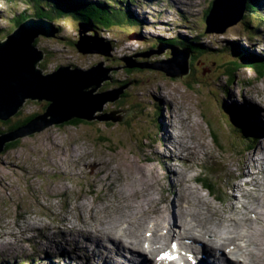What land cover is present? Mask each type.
<instances>
[{
	"label": "rangeland",
	"instance_id": "1",
	"mask_svg": "<svg viewBox=\"0 0 264 264\" xmlns=\"http://www.w3.org/2000/svg\"><path fill=\"white\" fill-rule=\"evenodd\" d=\"M96 1L105 2V0ZM114 1L121 2L122 5L119 7L122 9L128 7L129 15L134 13L142 21V25L125 24L110 33H102L107 41L105 43L110 41V44L112 43L111 57L80 53L76 45L79 41V28L82 27L78 26L79 22L71 17L60 21L59 25L55 24L60 29L58 34L60 39H47L43 36L37 38L36 47L45 53L42 64L38 67L45 74L52 73L62 66L88 70L102 63L106 68H118L120 64L124 65L122 59L127 57L130 60L126 64L133 66L135 63L138 69L120 68L113 71L110 73L112 81L104 83L98 91L101 93L119 87L126 91V97L104 105V113L113 118L110 121L95 120L81 125L71 122L53 126L42 134L15 139L16 146L8 148L0 155V245H7L0 248L5 250L9 248L14 252L12 247L16 246L19 250L17 259L1 261L0 264H87L83 260L84 257L79 261H73L83 255L74 234L80 236L81 232L96 231L99 226L96 225L97 221L91 219L84 222L80 215L88 217V213L92 212L91 209L95 211L93 214L98 210L104 212V208L113 210L116 200L130 202H124L112 217L114 222L121 223L118 224L119 227L122 224H130L128 219L132 214L136 222H146L152 215H146L143 211H139V208L137 212L128 214L130 209L126 205L136 204V201H145L149 204L156 202L155 199L162 195L161 181L168 172L165 155L176 164L173 153L169 152L173 140L170 139L168 147L163 148L164 119L166 123H170L171 118L179 121L178 126L168 128L169 134L180 136L181 146L174 152L175 154L179 151L184 152V144L194 146L197 143L195 139L204 142L202 145L204 147H200L193 165L189 166L191 161H185L191 170L202 160L200 169H196L191 174V179H194L195 175L200 179L203 174L202 179L214 184V180L218 181L221 175L225 174L220 171H226L227 179L218 182L216 189L218 190L229 183L234 185L235 177L246 176L251 182L254 181L250 182L249 186L242 184L246 191V202L248 205L251 204L250 206L255 205L253 201L256 195L264 189V162L262 164L255 162L264 159V140H260L264 135L260 132L256 135L246 133L253 139H248L249 143L253 142L252 144L255 145L257 136L256 140L260 141L258 149L250 153L248 146H244L245 143L242 141L243 130V133L241 131L236 134L224 126L225 133H223L222 125L220 127L222 120H226L222 116L224 115L222 110H231L233 106L245 103L256 116L260 109L258 102L261 101L264 105L260 100L264 98V75L259 79V73L254 69L245 67L246 69L235 72L233 85L225 83L228 78L225 77V72L231 67L225 63L234 59L229 43L237 41L245 47L249 45L250 52H261L264 49V42L259 39L260 36H264V31L259 28L260 23L264 22V7L261 1L252 2L247 6V13L242 20L222 34L228 36L209 34L201 40H196L203 48L209 47L211 52L209 50L207 53L187 52L186 57L192 60L193 68L196 69L197 77L200 79L199 86L193 81L194 77L187 80L190 76H187L188 74L174 80L161 71H154L155 69H139L143 63H147L174 74L183 73L184 64L180 63L181 59L177 61L171 55V51L173 53L177 51L167 49L169 39H174L175 45L177 42H182L177 46L184 47L186 39L194 40L204 32L205 15L212 0H200L202 7L197 1L192 2L190 6L185 3L179 5L173 0H134L135 5H126L122 0ZM252 9L257 12L250 13ZM22 11L27 15L34 13L31 0H0V40H4L3 37L8 35L22 38L18 36L22 34L17 33L16 28L18 15ZM97 14L104 16V13ZM51 16L54 19L55 14ZM158 19H162V22L156 21ZM164 21L168 22L163 23ZM31 25L26 26L25 30L30 29L28 32L34 33L50 28L39 22ZM215 28H219V25H215ZM125 31H128V34H125ZM89 34L90 31L86 36L88 37ZM131 39L139 41H131ZM258 42L261 44L259 50H256ZM117 43L119 45H116ZM89 44L93 42L90 41ZM217 45L225 49L218 48ZM162 48H166L165 54L142 55L155 50L160 51ZM185 66L186 69L188 63ZM127 70L132 71L128 73ZM185 82L194 89L192 92L183 86ZM160 96L165 100L164 103L158 98ZM47 106V102L27 101L8 124L0 121V136L30 117L46 113ZM160 111L161 116L158 117ZM100 115H103V112H98L95 117ZM213 119L216 120L214 125ZM256 121L263 129L264 120L257 118ZM160 123L163 127H160ZM17 128L19 127L15 129ZM213 134H222V137L219 136L221 149H218ZM172 135L170 137L175 138ZM201 154L203 155L200 156ZM180 156L185 157L186 153ZM181 178L188 182L186 176ZM239 181L242 183V180ZM195 183L197 182L194 180L186 187L190 200L195 199L197 205L198 194H201L211 207L221 210L222 206L209 197L208 192L201 189V185ZM167 185V181L164 180L163 187ZM190 186L195 189L189 188ZM144 190L146 193L142 194ZM222 190L224 189L220 191ZM231 203H234L232 199ZM108 213L109 211L105 216ZM167 220L168 217L165 215L163 221L167 222ZM105 227L108 228L106 225ZM229 230L231 232L232 226ZM149 231L150 228H145V232ZM59 233L66 234V241L60 240ZM25 239L30 242L27 243ZM80 240L83 241L84 238ZM122 243L128 244L125 239ZM58 244L60 246L57 247ZM52 245L54 247L49 248ZM121 247L123 248L122 244ZM0 253V259L4 260L2 256L6 254ZM129 257L125 252L124 258L115 256L114 260L121 261L122 264L130 261ZM97 260L93 258L90 261L98 264L100 261Z\"/></svg>",
	"mask_w": 264,
	"mask_h": 264
},
{
	"label": "water",
	"instance_id": "2",
	"mask_svg": "<svg viewBox=\"0 0 264 264\" xmlns=\"http://www.w3.org/2000/svg\"><path fill=\"white\" fill-rule=\"evenodd\" d=\"M245 4L246 0H219L208 19L210 27L208 32L222 33L229 26L240 22L243 18L242 10L245 9ZM35 22L41 23L30 20L17 29V33L22 34L18 35L22 37L21 39L10 36L6 42L0 43V121H9L28 100L39 103L47 102L49 106L46 113L37 116L29 124L0 136V155L5 150L4 145L10 141L38 134L50 126H60L74 120L110 121L113 118L104 113V107L108 103H115L125 92L124 88H120L98 93L105 82L112 81L110 73L119 70L118 68H105L102 63L88 70L62 66L58 72L43 75L38 65L44 59V52L35 47L34 43L40 36L56 37L54 32L58 31L54 30L47 21L44 24L49 26V29L34 33L28 32L30 29L25 30L26 26H32L31 24ZM215 23L222 25V28L214 30ZM87 31L86 26L82 27L81 38L76 45L78 51L83 55L101 54L110 57V44H104L98 37H87ZM90 41L93 44H89ZM179 57L181 64H184V71L181 74H174L147 64L141 65V69L159 70L173 79L183 77L189 73V65L185 69L188 61L184 55H179ZM124 61L129 60L124 59ZM135 67L137 68L135 63L133 66L128 64L125 66L128 69ZM98 112H103V115L95 117ZM215 143L218 147V142L215 141ZM201 186L204 191V186ZM199 198L201 202L205 201L200 194ZM127 208L130 209L131 206Z\"/></svg>",
	"mask_w": 264,
	"mask_h": 264
},
{
	"label": "bare ground",
	"instance_id": "3",
	"mask_svg": "<svg viewBox=\"0 0 264 264\" xmlns=\"http://www.w3.org/2000/svg\"><path fill=\"white\" fill-rule=\"evenodd\" d=\"M175 2H177L179 5H185L183 2L179 1V0H173ZM191 1V0H189ZM195 2V1H194ZM193 2V3H194ZM189 7V6H188ZM190 8V7H189ZM164 10V9H163ZM235 12V11H234ZM64 13V12H63ZM162 15V14H161ZM168 16V15H166ZM170 17V16H169ZM80 22V21H79ZM162 22V21H161ZM168 21H164L163 23H167ZM3 26V25H2ZM261 31H264V27L261 28ZM60 68V67H59ZM58 69H56L54 72H58ZM189 69V66H188ZM51 74V73H50ZM225 77H228L227 75ZM228 79V78H227ZM106 83V82H105ZM104 92V91H103ZM100 93V92H99ZM231 95V94H229ZM97 97V95H95ZM221 96V95H220ZM254 96V95H253ZM123 97V95L120 96V98L118 100H120ZM160 99V101H162V103H164V99L160 96L158 97ZM157 98V99H158ZM253 98V97H252ZM117 100V101H118ZM244 101V100H243ZM27 103V102H26ZM25 103V104H26ZM141 103V102H140ZM236 107H242V108H250V106L248 104L245 103H239V105L237 106H233L232 108H236ZM105 108V107H104ZM251 109V108H250ZM264 109V108H263ZM158 110H160L158 108ZM256 116L259 117V112L256 113ZM186 120V119H185ZM75 121V120H74ZM83 121V120H82ZM84 122H95V121H84ZM71 123V122H70ZM164 130H165V138H164V145L163 148H165L166 146L168 147V143L170 144L169 141L171 140H179L178 136L169 134V130L167 127V124L165 122L164 119ZM168 123V122H167ZM74 124V123H71ZM169 124V123H168ZM64 125V124H63ZM61 126V125H60ZM259 126V125H258ZM53 126H50L44 130H41L40 133L42 134L43 132H45L46 130L52 128ZM182 131V130H181ZM187 134V133H186ZM170 135L175 136V138L170 137ZM262 135H264V132H262ZM187 136V135H186ZM28 137V136H27ZM258 137V136H257ZM184 138V137H183ZM171 139V140H170ZM196 140V144L194 146H189V145H185L183 147L184 152L186 153L185 156V161L189 160L191 161V164H189V166H192L196 160H197V156H198V152L199 149L202 145H204V142H198L197 139ZM13 141H10L9 144H11ZM4 143V142H2ZM8 144V145H9ZM217 145V144H216ZM219 145V144H218ZM260 144L258 143V146ZM6 146V144L4 145V147ZM181 146V142H177V149L179 150V147ZM257 146V147H258ZM204 147V146H202ZM258 149V148H257ZM177 150V151H178ZM261 150H263V148H261ZM260 150V151H261ZM170 153H172L171 149L169 150ZM180 152V151H179ZM165 155V154H164ZM166 156V160L172 164L171 162V158L167 155ZM166 161V163H167ZM257 162V164H262V162H264V159L260 160V161H255ZM57 165V164H56ZM254 165V164H253ZM164 167V166H163ZM254 167V166H253ZM65 168V167H64ZM190 169V168H189ZM192 170V169H191ZM243 173V172H242ZM173 174L178 177V180L176 182H174V186L178 187L181 186L180 183H184L187 182V180H183L181 177H184V174H180L176 171L173 172ZM264 174V171H263ZM250 176V175H249ZM256 178V177H255ZM257 179V178H256ZM248 181H250L247 178ZM255 180V179H254ZM189 182V180H188ZM251 182V181H250ZM254 182V181H253ZM251 182V183H253ZM153 183V182H152ZM249 183V185L251 184ZM149 184V183H148ZM198 184V183H195ZM261 184V183H260ZM184 185V184H183ZM257 185V184H256ZM259 186V185H258ZM142 187V186H141ZM153 188V186H151ZM189 188H194L192 186H190ZM242 189V187H240ZM195 189V188H194ZM243 190V189H242ZM263 190V189H262ZM145 191V190H144ZM116 193V192H114ZM123 193V192H122ZM146 193V192H145ZM257 196V195H256ZM123 197V196H122ZM188 197L181 195L180 196V200L183 199L182 204H181V212L182 215L185 219H190L192 222L196 223L197 227H200L201 230L198 231V235L197 237H199V239H205V241H207L208 243H211L213 246L216 244V242H214L213 240L207 238L208 235L211 234H217V232L215 230L217 229H221L224 225V218L222 216V214H220V212H216L214 214V216L212 218H210V216L213 215V213L210 214V216L208 217L207 215H195L193 213L192 210V204L195 203V199H191V202L188 204V206H184L183 204H185L186 199ZM163 199H160V203H158L157 205L156 202H154L153 204L155 206H152V204L146 203L145 201H140V202H135L136 204L130 205L131 209H133V211L130 209L128 210V214H131L132 212H137V208H139V211H143L146 215H152L150 216L147 221L142 222V223H138L133 219V214L129 217L128 222L130 224H124L122 226L123 231L119 232V225L121 223H118L117 221H113V215L114 213L116 214L118 211L119 206H121L124 202L129 200H116V203L113 204V210H109V213L106 215L108 210H105L104 212H101L98 210L97 213L93 214V211L91 209L92 212H89L88 217H85L82 215H80L81 219L86 222L87 220H94L97 221L98 224H96L97 226H99V228L96 231H85V232H81L79 233L85 240L86 245L82 244L77 238V245L79 250L82 252V254H88L91 250L92 254L87 255L86 257H84L83 255L81 257H77L75 260L73 261H79L81 260L82 257L84 261L87 262V264L89 263V261L93 258L98 259L97 261L98 264H103L105 263V261L108 264H118L115 260L114 257L115 255H120L121 253L124 254L126 249H132L134 252H144V250L147 251L148 253V257L146 256L145 258L140 255V258L144 261H146V264H153L154 263V259L156 257V255H154L155 253V248L157 244H160V239L161 240H165V236L163 233H161V230L166 229L169 225H172V217L171 214L168 212L167 209H165V207L162 205V201ZM198 201L200 204H205V202H201L200 198L198 197ZM152 203V202H151ZM192 203V204H191ZM119 204V205H118ZM253 204H255L254 206H250L248 204H245L243 206V210L240 211V215H244V212L247 211V213L251 214L254 213L257 216V219L259 220V222L261 224H263L264 226V196L263 197H256L253 201ZM128 206V205H127ZM137 206V207H136ZM121 208V207H120ZM251 209H253L252 211H250ZM256 209H259L261 211L257 212ZM234 210H239V208L234 207ZM97 211V210H96ZM212 212V211H210ZM209 212V213H210ZM51 214V213H50ZM137 215V213L135 214ZM162 215V217H161ZM168 217L167 222H164V216ZM79 217V219H80ZM107 219V220H106ZM144 219V217H143ZM113 221V222H112ZM216 222H217V227H216ZM231 226H232V230L230 232V230L228 231L230 236L228 239V241L230 242H241V234L243 233V230H241V225H246L249 228H251V226L253 225L254 221L251 219V217L249 215H247L244 219H242V217H240L239 220L237 219H232L231 221ZM101 224V225H100ZM119 224V225H118ZM105 225L108 227L106 228ZM161 225V226H160ZM209 226H215L216 229L212 230L210 229ZM85 226H89V225H85ZM92 226V225H90ZM126 226V227H125ZM83 227V226H82ZM82 227H78V229H82ZM176 227V226H175ZM145 228H150L149 233L152 234L153 238H147L144 234H145ZM187 231H195L193 228H187ZM113 234V236L111 235ZM77 236V235H76ZM252 237L255 238H259L261 244L264 245V232L259 231L257 233L254 232V235ZM251 237V238H252ZM108 239V241H107ZM125 239L128 244H124L122 243V240ZM111 242V243H108ZM149 243L150 247L149 250L148 249H143V243ZM250 242V247L248 249H245L243 254L245 256V258L248 257L249 263L251 264H264V249L260 250V249H256L253 248L252 246L255 245V242L252 239H249ZM121 244L123 245V248L121 247ZM162 244H165L164 242ZM7 246V245H5ZM60 246V244L57 245V247ZM108 246H110L111 248L115 249V255L113 256V254L109 251V249L107 248ZM54 245L51 246V248H53ZM56 248V247H55ZM89 248V249H88ZM100 249L102 250V254L100 252ZM131 250V251H132ZM212 251H214V249H211ZM242 250L241 246L239 244H235V248L234 251L232 253V255L237 256L239 254V252ZM5 251V250H4ZM98 251V252H97ZM159 250H157L158 253ZM256 252V253H253ZM5 253V252H3ZM14 252L12 251L10 254L12 255ZM1 254V253H0ZM217 253L215 252H210L209 253V257L213 258L214 256H216ZM7 255L2 256L3 259H6ZM130 256V255H129ZM229 256H231V253H229ZM98 257V258H97ZM227 258V259H226ZM223 259V262L221 261V259L219 257H217V261L218 263L221 264H231L230 260L228 259V256ZM216 259V258H215ZM151 261V263H150ZM142 262V263H143ZM228 262V263H226ZM248 261H242L241 264H247Z\"/></svg>",
	"mask_w": 264,
	"mask_h": 264
},
{
	"label": "clouds",
	"instance_id": "4",
	"mask_svg": "<svg viewBox=\"0 0 264 264\" xmlns=\"http://www.w3.org/2000/svg\"><path fill=\"white\" fill-rule=\"evenodd\" d=\"M262 3H264V0H262ZM176 46V45H175ZM154 54V53H153ZM155 54H158V53H155ZM144 56H146V55H144ZM100 64V63H99ZM154 65V64H153ZM106 68V67H105ZM122 68H125V67H122ZM125 69H128V68H125ZM44 71V70H43ZM154 71H159V70H154ZM162 72V71H161ZM163 73H165V72H163ZM42 74L43 75H47V74H45V73H43L42 72ZM48 74H50V73H48ZM166 74V73H165ZM232 75V74H231ZM166 76H167V74H166ZM167 77H169V76H167ZM233 77H234V75H233ZM171 78V77H170ZM231 78V76L230 77H228V80ZM174 80H177V79H174ZM119 89H120V87H119ZM113 90H115V89H113ZM108 91H111V90H108ZM126 92V91H125ZM125 92L123 93V95L125 94ZM29 101V100H28ZM34 102H37V101H34ZM39 103V102H38ZM49 106V105H48ZM19 113V112H18ZM17 113V114H18ZM16 116V115H15ZM39 116V115H38ZM14 117V116H13ZM37 118V117H36ZM35 119V118H34ZM33 119V120H34ZM11 120V119H10ZM9 120V121H10ZM9 121H7V123L9 122ZM32 121V120H31ZM30 122V121H29ZM28 122V123H29ZM27 123V124H28ZM27 124H25V125H27ZM213 125H214V123H213ZM221 125H222V127H223V129H224V125H223V123H221L220 124V127H221ZM22 126H24V125H22ZM21 127V126H20ZM18 129V128H17ZM232 130H234V128H231ZM13 130H16V129H13ZM13 130H10L9 132H11V131H13ZM235 131V130H234ZM9 132H7V133H5V134H8ZM5 134H3V135H5ZM2 135V136H3ZM12 143H14V141L12 142ZM8 145V144H7ZM7 145H6V147H7ZM6 147H5V150H7L6 149ZM214 180V179H213ZM205 179H204V181H202V182H199V183H201V184H199V185H203V184H205V185H207L206 183H205ZM214 182V184L213 183H211V184H209V186L211 187H209L210 188V192H212L213 193V196H214V198H213V200L217 203V204H219V205H221L222 206V209L221 210H217L216 208H213V207H211L210 205H209V203L206 201H204L205 202V204H200V203H198L197 205L194 203V204H192L193 206H192V210H193V213L195 214V215H207L208 217L210 216V214L211 213H213V215L212 216H210V218H212L213 216H214V214L216 213V212H220V214H222V216H223V218H224V225H223V227L221 228V231H218V229L217 230H215L216 229V227H217V223L215 224L216 225V227L215 226H209L208 225V227L210 228V229H212V230H215L216 232H217V234H211V235H208L207 236V238H209V239H211V240H213L214 242H218L219 240H224V239H227V238H229V236H230V234H229V227L232 225L231 224V220L232 219H237V220H239L240 219V217H242V219H244L247 215H249L250 216V214L249 213H247V211H245L244 212V215H240V211H242L243 210V206H241V205H234L233 203H231V199L229 198V197H227V196H223V195H221V188L220 189H218V190H216L217 188H218V186L217 185H215V183H218L219 182V180L217 181V180H214L213 181ZM162 184V183H161ZM208 186V185H207ZM206 190V189H205ZM207 192H208V190H206ZM210 192H208V193H210ZM198 194V193H197ZM201 195V194H200ZM198 196H199V194H198ZM204 198V197H203ZM227 198V199H226ZM205 200V199H204ZM191 201V200H190ZM234 207H236V208H239V210H234ZM106 210V208H104V210L103 211H105ZM210 211H212V212H210ZM210 212V213H209ZM254 221V220H253ZM259 224H260V222L259 221H254V223H253V225L251 226V228H249L248 226H246V225H241V230H243V233L241 234V242L240 243H238L237 241H236V243L237 244H239L240 246H241V248H242V250L239 252V254L237 255V257H238V259H239V261H249L248 260V257L247 258H245V256H244V254H243V252H244V250L245 249H248L249 247H250V242H249V239H252L254 242H255V245H253L252 247L253 248H256V249H260V250H263L264 249V245L263 244H261V242H260V239L259 238H255V237H252L253 235H254V233L251 231L253 228H255L256 226H259ZM122 226H123V224L121 225V227H119V229H118V231L120 232V230L122 229ZM165 231V230H164ZM263 232V231H262ZM161 233H163L162 232V230H161ZM58 237L60 238V240H63V239H65V241H66V234H58ZM252 237V238H251ZM204 242H205V239H202ZM80 242H82V240H79ZM172 242H174V244L176 245V246H172L171 244H172ZM109 243H111V242H109ZM164 243L165 244H163V246H164V248L167 250V249H170V251H174V252H176V253H178L183 259H184V261H175V262H173L172 264H199L200 262H194V261H189L184 255H185V252H186V250H185V248H186V243H185V241H181L180 239H178V240H176V241H173V240H169V241H164ZM162 244V243H161ZM109 248H110V246H108ZM111 251V253L113 254V255H115V249L114 248H111L110 249ZM124 250H125V252H127L128 254H138L139 252H134L132 249H126V248H124ZM132 250V251H131ZM168 251V250H167ZM253 253H256V252H253ZM115 256H118V255H115ZM30 264H32V263H30ZM108 264V263H107Z\"/></svg>",
	"mask_w": 264,
	"mask_h": 264
},
{
	"label": "trees",
	"instance_id": "5",
	"mask_svg": "<svg viewBox=\"0 0 264 264\" xmlns=\"http://www.w3.org/2000/svg\"><path fill=\"white\" fill-rule=\"evenodd\" d=\"M43 6V5H42ZM36 7H38L39 8V6H38V3H37V6ZM81 7H83L81 4H79V6L77 7L78 9L79 8H81ZM100 6H98V8H99ZM44 8H46V7H44ZM39 9H41L40 11H42L43 12V14H50L51 12L53 13L54 11H51L50 9L51 8H46V9H42V7L41 8H39ZM85 10H87V8H85ZM80 11V13H76V12H71V13H69V12H65L63 9H61L60 11H59V14H58V16H57V19H62V18H65V17H68L69 15L70 16H73L75 13V16H77L78 18V20L80 21V22H85V23H87L88 25H89V27L91 28V30L93 31V32H95V31H98V29H100L98 26H96V24L94 23V22H97L98 20H99V18L97 17V14L96 13H94V15H83L82 13H83V11H81V10H79ZM64 12V13H63ZM208 15V14H207ZM43 17V16H42ZM26 19L27 18V16L26 15H23V17H20V20L21 19ZM101 20V22H102V24H101V27H104V28H106V29H110L111 27H113L115 24H117V23H121V22H124V21H127L128 20V17H126V15L125 14H123V13H121V14H118V13H113V14H110V15H106V18L105 19H100ZM131 18H130V21H129V23L131 22ZM20 22V21H19ZM18 22V23H19ZM136 22V21H135ZM94 33H92V35H93ZM171 44H174V42L175 41H169ZM38 44V40L35 42V46ZM178 44H182V42L180 43V42H177L176 43V46L178 45ZM175 45V44H174ZM184 48H188V49H191L192 50V52H198V53H207V52H205V51H200L199 50V48L200 47H197L195 44H193V43H186L185 44V46H184ZM237 54H238V56H237V58H242V59H245V55L243 54V55H241V54H239L238 52H236ZM231 58V57H230ZM252 62H253V64H251V65H253L251 68H253L255 71H257L258 73H259V79H261L262 77H263V75H264V58L262 57H258V56H254V58L252 59ZM125 65V64H124ZM124 65H121L120 64V66H117L118 68H121V67H123ZM231 65H233L235 68L234 69H232L233 71H227V73H226V75L228 76V77H230L229 76V72H231V74H232V76H231V78L229 79V81H231V83L233 82V80H234V77H233V74L235 73V71L237 70V68L238 67H240V64H239V62H233V63H231ZM43 66V65H42ZM191 66V68H192V70L190 71V76L189 77H187V80H189L188 78H190V77H194V78H192L193 79V81H195V83H196V86H199L200 84H198V83H200V79L197 77V74H196V69L195 68H193V65L191 64L190 65ZM128 71V73H131V71L130 70H127ZM196 78V79H195ZM197 78L199 79V80H197ZM192 81V80H191ZM235 81V80H234ZM125 84L126 83H130V82H124ZM226 83H228L227 81H226ZM231 85H233V84H231ZM183 86H186L187 88H188V90L189 91H193L194 89L187 83V82H185L184 83V85ZM227 90V89H226ZM127 95L126 94H124L123 95V97H126ZM49 105V104H48ZM46 108H48V106L46 107ZM223 112H225V110H222ZM234 115V114H233ZM37 116H32V117H30V118H28L26 121H24L23 123H21V124H19V125H17L16 127H20V126H22V125H25V124H27L29 121H31V120H33L34 118H36ZM235 117V120L236 121H238V120H240L241 119V117H236V115L234 116ZM206 118V117H205ZM206 120H207V118H206ZM214 122H216V120L215 119H213V123ZM9 123V122H8ZM7 123V124H8ZM72 123H74L75 125H81V124H84L85 122L84 121H81V120H75V121H72ZM16 127H14L13 129H15ZM12 129V130H13ZM242 130H240L239 132H241ZM213 133H214V131H213ZM215 134V133H214ZM213 134V139L215 140V141H217L218 142V144H219V142H220V140H219V136L220 137H222V134L220 135H214ZM256 139H258V137H255V143L258 145V140H256ZM246 141H247V143H246ZM244 142L246 143V144H244V146H250L249 145V140L247 139V138H245L244 139ZM243 142V143H244ZM16 143L17 142H14V143H11V144H9V145H7V147H6V149H8V148H10V147H13V146H16ZM248 144V145H247ZM220 146L221 145H218V149H221L220 148Z\"/></svg>",
	"mask_w": 264,
	"mask_h": 264
}]
</instances>
